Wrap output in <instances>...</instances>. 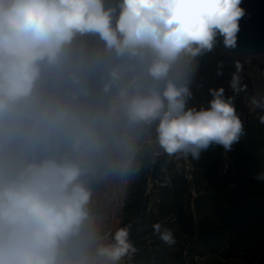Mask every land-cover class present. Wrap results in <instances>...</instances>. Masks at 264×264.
<instances>
[{"label": "clouds", "instance_id": "9594fccd", "mask_svg": "<svg viewBox=\"0 0 264 264\" xmlns=\"http://www.w3.org/2000/svg\"><path fill=\"white\" fill-rule=\"evenodd\" d=\"M241 3L0 0V264H119L134 251L126 227L105 234L92 185L138 171L152 126L169 155L231 150L244 133L232 98L210 90L189 107L188 69L218 36L235 44ZM160 239L176 243L168 229Z\"/></svg>", "mask_w": 264, "mask_h": 264}, {"label": "trees", "instance_id": "16d2710c", "mask_svg": "<svg viewBox=\"0 0 264 264\" xmlns=\"http://www.w3.org/2000/svg\"><path fill=\"white\" fill-rule=\"evenodd\" d=\"M191 66L216 75L213 83L201 82L191 91L188 106L207 107L210 90L230 82L223 95L232 98L239 114L242 99L252 93L250 80L235 74L245 68L242 62L222 53L216 40ZM241 120L244 133L231 150L212 144L198 158L181 153L168 159L156 143L154 126L146 131L138 171L126 178L118 228L128 229L134 251L123 264H225L232 258L264 264V181L255 178L264 172V95ZM165 229L175 244L160 239Z\"/></svg>", "mask_w": 264, "mask_h": 264}, {"label": "rangeland", "instance_id": "374dc122", "mask_svg": "<svg viewBox=\"0 0 264 264\" xmlns=\"http://www.w3.org/2000/svg\"><path fill=\"white\" fill-rule=\"evenodd\" d=\"M222 53H226L220 48ZM235 58V57H234ZM242 62L244 69L235 74L243 73L252 84V93L242 99V109L239 117L244 118L245 114L253 112L258 98L264 95V54L245 55L235 58ZM216 72L212 69H203L197 66H190L188 69V86L190 91L194 90L201 82L213 83ZM230 82L222 83L215 90L223 89L228 91ZM223 92V93H224ZM181 153L168 155V159H177ZM127 180L121 181L111 178L105 182L98 183L99 189H93V198L90 206L103 221V229H110L120 218V208L123 209L124 193ZM254 260L250 264H255ZM225 264H242L238 258L228 259Z\"/></svg>", "mask_w": 264, "mask_h": 264}, {"label": "water", "instance_id": "95a60500", "mask_svg": "<svg viewBox=\"0 0 264 264\" xmlns=\"http://www.w3.org/2000/svg\"><path fill=\"white\" fill-rule=\"evenodd\" d=\"M241 7L245 15L240 19L235 44L226 46L218 36L220 48L235 58L264 54V0H242Z\"/></svg>", "mask_w": 264, "mask_h": 264}, {"label": "crops", "instance_id": "0c3cea01", "mask_svg": "<svg viewBox=\"0 0 264 264\" xmlns=\"http://www.w3.org/2000/svg\"><path fill=\"white\" fill-rule=\"evenodd\" d=\"M120 218L117 220V223L113 225L112 228L110 229H104L105 234H109L111 231H115L116 229H118V227L120 226L121 223V218H122V208H120ZM104 226V225H103ZM119 264H123V259L119 262Z\"/></svg>", "mask_w": 264, "mask_h": 264}]
</instances>
